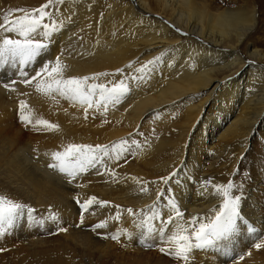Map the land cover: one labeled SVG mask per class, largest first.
<instances>
[{
  "label": "bare ground",
  "instance_id": "bare-ground-1",
  "mask_svg": "<svg viewBox=\"0 0 264 264\" xmlns=\"http://www.w3.org/2000/svg\"><path fill=\"white\" fill-rule=\"evenodd\" d=\"M46 2L0 0V22L5 14L14 13L10 19H15L22 15L17 9L31 12ZM243 2L64 0L48 9L51 19L45 22L60 27L37 64L59 56L66 78L109 73L97 82L124 80L129 93L107 112L102 105L94 106L85 119L78 103L38 93L35 81L20 83L9 65L0 69V82L17 80L14 92L0 84V195L34 209L31 216L25 213L14 222L9 229L13 238L9 230L0 235V256L19 252L30 264H264V247H255L264 243V202L258 201L255 182L242 186L234 179L257 132L263 135L264 158V11L260 13L254 2ZM5 36L19 38L0 30V43ZM157 56L162 59L151 66L146 79H131L140 75L136 69ZM118 69L125 75H112ZM27 70L33 73V68ZM20 101L27 103L31 125L19 120ZM38 120L58 128L36 125ZM133 139L140 147L129 143L126 156L116 159L112 147ZM69 144L108 146L105 160L115 177L98 166L104 174L91 169L69 183L48 167L52 154ZM173 172L177 176L168 185L157 183ZM230 181L242 188L233 195L243 196V212L254 224L238 221L234 237L194 249L187 262L165 253L150 259L151 241L161 239L156 233L146 236L142 221L152 214L153 205L167 218L171 196L183 212L182 220L164 226L167 239L179 225L189 227L193 217L208 223L222 203L213 185ZM145 182L148 192L142 193ZM158 190L169 196L158 202ZM93 196L108 205L94 204L81 213L77 200ZM117 205L123 210L118 221ZM128 208L135 215L130 216ZM34 216L49 239L34 229ZM101 222H106L104 228L91 230ZM117 233L119 241L104 238ZM162 243L160 249H175Z\"/></svg>",
  "mask_w": 264,
  "mask_h": 264
},
{
  "label": "snow or ice",
  "instance_id": "snow-or-ice-1",
  "mask_svg": "<svg viewBox=\"0 0 264 264\" xmlns=\"http://www.w3.org/2000/svg\"><path fill=\"white\" fill-rule=\"evenodd\" d=\"M61 4H64V0H47L46 3L38 8H34L31 12L23 8L17 9L16 11L22 13V15H19L15 19H10V16L14 15V13H8L3 16L2 22H0V30L5 33L15 34L19 38L5 36L2 39V43H0V69H4L6 65H9L18 72L21 77L20 83L27 86L32 85L35 81V90L38 93H43L47 96L58 95L72 103H78L84 107L85 119H87L88 110L94 106L99 108L102 105L104 111L107 112L109 105L120 103L129 93V85L124 80L116 83L111 81L107 83L97 82L101 77L110 75L109 73L66 78L64 75L65 69L61 64L59 56L54 61L45 57V59L37 64L38 58L50 50L52 34L60 27L58 24L53 23L50 25L45 22L51 19V13L48 9ZM161 59V56H157L154 60L148 61L136 69V72L140 75H133L131 79L137 82L146 79L145 74L147 71ZM17 61L19 68H17ZM30 67L33 68L32 74L27 70ZM127 67L131 68L132 65L129 64ZM117 74L125 75L122 69H118L117 73L112 75ZM16 83L17 80L14 77L8 82H0L6 90L13 92L16 91L14 87ZM19 108V120L22 123L31 125V115L30 113H25L27 103L20 101ZM36 125H42L49 130L58 128V125L46 120H38L36 121ZM129 143L137 148L140 147L135 139L131 141L122 140L112 147V152L115 153L116 159H123L126 156L128 149L125 146ZM108 156L109 148L106 145L69 144L62 152L57 151L52 154L53 163H50L48 167L63 174L69 183L75 180L78 175L86 173L91 169H96L97 174H104L99 171L98 166H103L105 172L115 177V171L108 167L105 160ZM176 176L177 173L173 172L170 176L162 177L157 183L162 182L164 185H168L169 181ZM132 179L139 183V178L133 177ZM146 184L147 182L140 189L142 193L148 192ZM234 189L242 192V188L234 185L231 181L226 185H213V194L222 197V203L218 209L213 210L214 216L209 218V222L203 223L200 222V218L193 217L188 221L189 227H185L183 224L179 225L177 233L167 239L164 238V226L173 223L177 219L182 220L183 212L180 210L178 202L174 197L169 196L168 192L158 190L157 201L159 202L164 196H169L166 202L171 211L167 218H163L161 212L156 211V206L153 205L151 209L152 214L145 216L142 221L144 234L151 236L156 233L164 243L174 244V250L161 247L160 251L166 255L173 256L175 259L187 262L190 259L189 253L194 249L202 250L214 246L217 241H228L234 237L240 230L238 221H249L250 224H254V221L243 212V196L233 195ZM77 203L80 205L81 213H84L88 212L94 204L99 205V207H105L109 202L99 201L93 196L82 203L77 200ZM115 207L117 209L116 219L118 221L123 210L118 205ZM126 211L130 216L135 215L132 208H128ZM33 212L34 209L31 206L22 202H15L0 195V235H4L7 230L11 229L14 222L20 216L25 213L31 216ZM83 220V215H81V224H83ZM153 220L159 221V224L153 225L151 223ZM105 226L106 222H101L94 225L91 230L96 231ZM249 230L254 232L255 228L251 227ZM60 231L66 232L67 229L61 228ZM120 235V233H117L104 238L119 241ZM124 235H128L131 239L130 234L124 233ZM255 247L260 249L264 247V243H257Z\"/></svg>",
  "mask_w": 264,
  "mask_h": 264
},
{
  "label": "rangeland",
  "instance_id": "rangeland-1",
  "mask_svg": "<svg viewBox=\"0 0 264 264\" xmlns=\"http://www.w3.org/2000/svg\"><path fill=\"white\" fill-rule=\"evenodd\" d=\"M237 1L239 2V4L244 3L243 1L252 2V4L255 3L254 5L258 7L259 11L261 10L260 13L264 11V0H241V1L237 0ZM261 136L263 135L259 134L258 132L252 136L250 145L242 161L243 167L242 169H240L239 172L236 173L237 176L234 177V179L239 181L242 186H246L248 183L250 185L251 183L253 184V182H255L258 188L257 194L259 195L258 201L259 202L261 201L260 203L264 202V158L263 155L261 154L263 149L262 148L263 141L261 139ZM245 177H247V179H245ZM34 222H35L34 229L36 231L43 233L44 229L38 217L34 216ZM8 232L11 238H13V234L10 232V230ZM42 237L49 239L50 234H47V232H45L42 234ZM15 244H18V242L16 241ZM160 245L164 246L161 240L158 242L151 241L147 249L148 254L151 256L150 259H153L152 257L159 256L160 254L164 255V253L160 251V247H159ZM17 247L18 245H16V248ZM7 253H8L7 255L0 256V264H30L29 262L20 259L19 252L9 251Z\"/></svg>",
  "mask_w": 264,
  "mask_h": 264
}]
</instances>
